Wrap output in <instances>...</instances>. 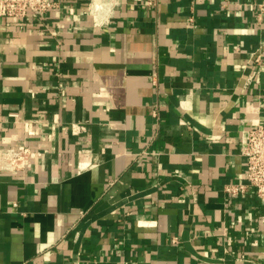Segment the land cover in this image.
I'll return each mask as SVG.
<instances>
[{
  "label": "crops",
  "instance_id": "crops-1",
  "mask_svg": "<svg viewBox=\"0 0 264 264\" xmlns=\"http://www.w3.org/2000/svg\"><path fill=\"white\" fill-rule=\"evenodd\" d=\"M0 16V264H264L245 128L264 0H53ZM72 124L84 130L75 133ZM15 202V204H14Z\"/></svg>",
  "mask_w": 264,
  "mask_h": 264
},
{
  "label": "built area",
  "instance_id": "built-area-1",
  "mask_svg": "<svg viewBox=\"0 0 264 264\" xmlns=\"http://www.w3.org/2000/svg\"><path fill=\"white\" fill-rule=\"evenodd\" d=\"M157 0H146L148 5H153ZM53 0H0V16L12 19H22L29 14L41 16L55 6ZM114 3L110 0L94 2L91 9L94 12L96 24L101 23L98 14L110 7ZM256 66L253 73L258 74L264 71V61L260 55L255 58ZM82 124H72L75 133L84 130ZM32 149L26 141H22L16 146H9L0 152V162L2 168L8 171L24 170L32 157ZM241 153L243 155L247 170V183H229L225 190L230 194H241L253 188L262 201H264V122L245 128L242 133ZM15 204V202H14Z\"/></svg>",
  "mask_w": 264,
  "mask_h": 264
}]
</instances>
